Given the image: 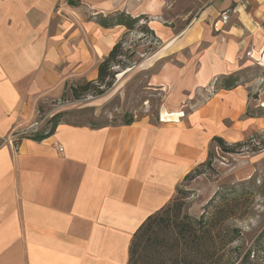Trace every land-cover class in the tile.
Masks as SVG:
<instances>
[{
    "label": "crops",
    "instance_id": "obj_1",
    "mask_svg": "<svg viewBox=\"0 0 264 264\" xmlns=\"http://www.w3.org/2000/svg\"><path fill=\"white\" fill-rule=\"evenodd\" d=\"M162 8V0H80L77 8L0 0V264H128L135 232L204 162L213 137L237 143L264 132V76L244 77L253 66L264 72V0H209L178 31ZM118 12L149 17L161 44L148 86L180 116L96 129L62 123L39 141L6 142L66 83L96 79L126 29L94 18ZM210 87L199 106L177 110L183 93Z\"/></svg>",
    "mask_w": 264,
    "mask_h": 264
},
{
    "label": "rangeland",
    "instance_id": "obj_2",
    "mask_svg": "<svg viewBox=\"0 0 264 264\" xmlns=\"http://www.w3.org/2000/svg\"><path fill=\"white\" fill-rule=\"evenodd\" d=\"M208 2L162 0L161 19L178 31L197 17ZM81 9L87 16L89 12H84L89 10L87 5ZM144 17L149 27V17ZM139 30L124 36V48L134 53L129 59L133 67L127 71L114 67V82L103 94L94 95L92 90L74 99L65 88L64 93L62 90L59 96L39 104L34 118L17 131H28L27 137L45 132L50 127L48 121L58 113H63L61 122L88 127L120 124L128 115L141 118L157 117L159 113L164 114L162 117L176 114L162 109L163 93L159 88L148 86L151 73L147 67L161 42L151 40ZM256 76H264L258 66L244 73L247 79ZM70 85L72 82L67 84ZM213 90L210 87L183 93L184 101L177 105V110L184 114L196 108ZM190 95L193 98L188 101ZM240 143L228 154L210 143L204 160L208 163L197 165V174L183 180L178 192L165 205L168 216L161 219L153 238L142 246L138 264H239L246 253L250 254L251 264H261L264 259V132L246 137Z\"/></svg>",
    "mask_w": 264,
    "mask_h": 264
},
{
    "label": "trees",
    "instance_id": "obj_3",
    "mask_svg": "<svg viewBox=\"0 0 264 264\" xmlns=\"http://www.w3.org/2000/svg\"><path fill=\"white\" fill-rule=\"evenodd\" d=\"M79 1L80 0H65V3L69 7L77 8L79 6ZM94 20L97 24H99L103 28H112L114 26H123L126 29L125 35H127L128 33L132 32L136 29H140L139 31H141L145 34H148L152 38L151 40L159 42V39L155 36L153 31L150 30L149 27L146 25L147 24V18L144 16H139V17L133 18L124 12H118V13H115L113 15H108L105 17H103L102 15H99V16H96L94 18ZM141 21H144V23H141ZM124 36L118 43H116L111 48V50L109 51L107 56L98 64V66H97V77L95 80L87 81L83 78L73 80L74 82L72 81V85H70L69 87L67 86V84H71V82L66 83L64 85L63 93L65 91V88H68L69 91L71 92V94L73 95L74 99H80L84 95H88L89 93H91L92 90L94 91L93 92L94 95H101L104 93V91L106 89H109L114 82V77L116 74V71H114V67H118V69L119 68L123 69V71L132 68L133 67V65H131L132 61H130L129 59L134 56V53L129 51V50H126L124 48V46H125ZM224 81H226V80H224ZM231 86L232 85L227 86V85L221 84L222 89H228ZM62 114L63 113H58V114H55L51 117V119L48 121V123L50 124V127L47 131H45L44 134L34 135V136H30V137L26 136L23 138L24 139L28 138V139L39 141L43 138H46V137L52 135L55 128L59 124H62V123L67 124V125H72V126H81V125H73L70 123L61 122ZM133 121H134L133 116L128 115V116L123 117V121L120 124L127 126V125H130ZM107 125H109V124L103 123V124H99V125L91 127V128L96 129V128L104 127ZM212 145L218 147L221 150V152L228 154V153H232L233 152L232 149L234 147L240 146L241 143L237 142V143L229 144L220 137H213L211 140L210 146H212ZM207 163H208L207 161L206 162L204 161V162L200 163L199 165H201V164L203 165V164H207ZM195 168L190 173H188L184 177L183 180H188L193 175L197 174V169H195ZM177 192H178V189H177ZM162 209H160L155 214L147 217V219L143 222V224L139 227V229L133 235L131 242H130V246H129L128 264H138V258L140 256L139 253H140L142 246L146 242H148L151 237L153 238L155 228L159 224L161 219L164 216H168V210H169L168 207L164 206ZM187 220H192V219L190 217H187ZM233 240L234 239L232 238V239H230L229 242H231ZM249 258H250V254L246 253L244 255L242 261L239 264H251L249 262ZM253 264H256V263H253ZM261 264H264V259H262Z\"/></svg>",
    "mask_w": 264,
    "mask_h": 264
},
{
    "label": "built area",
    "instance_id": "obj_4",
    "mask_svg": "<svg viewBox=\"0 0 264 264\" xmlns=\"http://www.w3.org/2000/svg\"><path fill=\"white\" fill-rule=\"evenodd\" d=\"M229 10H226L224 12H222L220 15H219V20L222 24H226L228 19H229ZM159 119L161 120V117H159ZM28 133V131L26 132H19V131H13L6 139L5 141L6 142H15L16 140L22 138V137H26L25 135ZM59 151H62V149H59Z\"/></svg>",
    "mask_w": 264,
    "mask_h": 264
},
{
    "label": "bare ground",
    "instance_id": "obj_5",
    "mask_svg": "<svg viewBox=\"0 0 264 264\" xmlns=\"http://www.w3.org/2000/svg\"><path fill=\"white\" fill-rule=\"evenodd\" d=\"M160 117H161V116H160ZM162 118H163V119H165L166 117H161V121H163V119H162Z\"/></svg>",
    "mask_w": 264,
    "mask_h": 264
}]
</instances>
